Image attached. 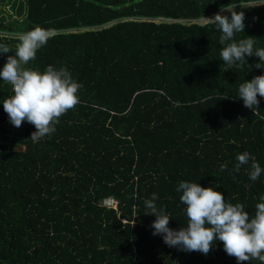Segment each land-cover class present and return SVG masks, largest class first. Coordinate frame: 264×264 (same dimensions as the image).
<instances>
[{
    "label": "trees",
    "instance_id": "obj_1",
    "mask_svg": "<svg viewBox=\"0 0 264 264\" xmlns=\"http://www.w3.org/2000/svg\"><path fill=\"white\" fill-rule=\"evenodd\" d=\"M229 4L245 15L235 40L264 48L257 0H0L10 50L0 70L19 35L40 26L53 35L26 67H63L82 85L55 133L34 143L33 125L9 123L12 88L0 80V264H237L222 242L207 256L168 247L145 215L155 193L169 227L186 226L181 181L243 203L250 217L262 202L264 172L251 181V160L233 169L243 152L264 169V98L255 114L235 98L264 69L225 71L220 32L200 23ZM109 197L118 210L102 205Z\"/></svg>",
    "mask_w": 264,
    "mask_h": 264
},
{
    "label": "clouds",
    "instance_id": "obj_2",
    "mask_svg": "<svg viewBox=\"0 0 264 264\" xmlns=\"http://www.w3.org/2000/svg\"><path fill=\"white\" fill-rule=\"evenodd\" d=\"M257 3L264 6V0H257ZM236 8L231 4L222 6L213 17L203 16L202 22L214 25L220 32L218 43L224 47L219 55L227 66L225 71L245 64L249 69H264V48H254L256 38L235 40V35L245 30L244 12L236 11ZM52 35L51 30L40 26L20 34L14 55L7 56L0 70V80L10 85L13 93L2 102L9 123L16 128L23 122L33 125L36 131L30 139L34 143L55 133L60 118L79 103L77 93L82 87L66 68L57 69L49 65L41 72L26 67L35 60L37 51L46 46ZM0 53L7 54L10 50L0 44ZM252 56L258 57L260 62L250 66L246 57ZM258 96L264 98V75L241 83L235 98L242 100L244 107L255 114L260 102ZM249 160L252 163L248 176L251 181H256L264 169L248 152L237 154L233 171L238 173ZM220 170L226 171L227 166L221 165ZM175 190L181 193L179 199L185 206L186 226L179 230L171 229L169 223L172 219L165 209L157 208L154 202L158 196L153 193L151 200L145 201V208L149 210L145 215L155 217L151 224L153 236H162L170 248L187 253L199 252L205 256L217 242H222L223 251L234 257L237 264L253 259L264 264V195L259 197L262 202L255 205L254 217H250L243 203L226 202L222 193L212 187L181 181Z\"/></svg>",
    "mask_w": 264,
    "mask_h": 264
},
{
    "label": "built area",
    "instance_id": "obj_3",
    "mask_svg": "<svg viewBox=\"0 0 264 264\" xmlns=\"http://www.w3.org/2000/svg\"><path fill=\"white\" fill-rule=\"evenodd\" d=\"M0 135H1V131H0ZM102 205L108 209L118 210V199L114 197L106 198L103 200ZM123 223H127V221L123 220Z\"/></svg>",
    "mask_w": 264,
    "mask_h": 264
},
{
    "label": "rangeland",
    "instance_id": "obj_4",
    "mask_svg": "<svg viewBox=\"0 0 264 264\" xmlns=\"http://www.w3.org/2000/svg\"><path fill=\"white\" fill-rule=\"evenodd\" d=\"M200 23H203L202 20L200 21ZM0 66L2 67V59H0ZM0 142H2V138L0 137ZM21 150H23V148H20Z\"/></svg>",
    "mask_w": 264,
    "mask_h": 264
},
{
    "label": "crops",
    "instance_id": "obj_5",
    "mask_svg": "<svg viewBox=\"0 0 264 264\" xmlns=\"http://www.w3.org/2000/svg\"><path fill=\"white\" fill-rule=\"evenodd\" d=\"M0 137L2 138V133H1ZM23 148H24V147H23Z\"/></svg>",
    "mask_w": 264,
    "mask_h": 264
},
{
    "label": "water",
    "instance_id": "obj_6",
    "mask_svg": "<svg viewBox=\"0 0 264 264\" xmlns=\"http://www.w3.org/2000/svg\"><path fill=\"white\" fill-rule=\"evenodd\" d=\"M24 124H25V123L23 122V123H22V126H23ZM22 126H21V127H22Z\"/></svg>",
    "mask_w": 264,
    "mask_h": 264
}]
</instances>
